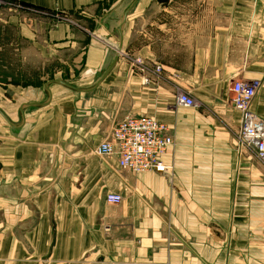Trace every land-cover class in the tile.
Masks as SVG:
<instances>
[{
	"label": "crops",
	"instance_id": "obj_1",
	"mask_svg": "<svg viewBox=\"0 0 264 264\" xmlns=\"http://www.w3.org/2000/svg\"><path fill=\"white\" fill-rule=\"evenodd\" d=\"M1 1L0 264H264V168L230 101L260 80L264 121V0ZM127 115L166 124L170 173L93 154Z\"/></svg>",
	"mask_w": 264,
	"mask_h": 264
},
{
	"label": "built area",
	"instance_id": "obj_2",
	"mask_svg": "<svg viewBox=\"0 0 264 264\" xmlns=\"http://www.w3.org/2000/svg\"><path fill=\"white\" fill-rule=\"evenodd\" d=\"M3 2L0 0V11ZM132 66L144 70L141 59H134ZM161 68L154 67V73ZM260 80H236L230 85V101L234 109L241 114V125L237 138L240 146L264 168V121L251 111V104L261 88ZM175 102L182 107H195L196 102L189 94L178 92ZM174 140L166 124L151 117L124 116L117 120L104 141L97 145L93 154L105 159L115 158L118 170L133 174L155 172L167 174L171 165L162 161V157L173 147ZM105 201L119 204L122 196L106 194Z\"/></svg>",
	"mask_w": 264,
	"mask_h": 264
},
{
	"label": "rangeland",
	"instance_id": "obj_3",
	"mask_svg": "<svg viewBox=\"0 0 264 264\" xmlns=\"http://www.w3.org/2000/svg\"><path fill=\"white\" fill-rule=\"evenodd\" d=\"M37 74H39V72L38 71H33V73H32V78H34V75H37Z\"/></svg>",
	"mask_w": 264,
	"mask_h": 264
},
{
	"label": "water",
	"instance_id": "obj_4",
	"mask_svg": "<svg viewBox=\"0 0 264 264\" xmlns=\"http://www.w3.org/2000/svg\"><path fill=\"white\" fill-rule=\"evenodd\" d=\"M166 0H159V3H165ZM118 59V56L116 57V60Z\"/></svg>",
	"mask_w": 264,
	"mask_h": 264
}]
</instances>
